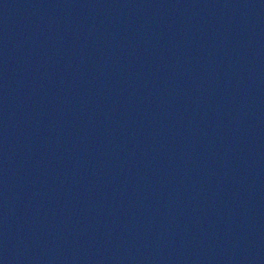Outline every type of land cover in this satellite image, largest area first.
I'll use <instances>...</instances> for the list:
<instances>
[{"label": "water", "instance_id": "obj_1", "mask_svg": "<svg viewBox=\"0 0 264 264\" xmlns=\"http://www.w3.org/2000/svg\"><path fill=\"white\" fill-rule=\"evenodd\" d=\"M0 264H264V0H0Z\"/></svg>", "mask_w": 264, "mask_h": 264}]
</instances>
